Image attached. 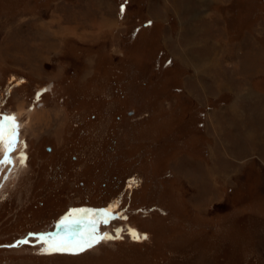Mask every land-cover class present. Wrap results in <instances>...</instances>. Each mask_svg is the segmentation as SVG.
<instances>
[{
    "label": "rangeland",
    "instance_id": "374dc122",
    "mask_svg": "<svg viewBox=\"0 0 264 264\" xmlns=\"http://www.w3.org/2000/svg\"><path fill=\"white\" fill-rule=\"evenodd\" d=\"M10 116L0 264H264V0H0Z\"/></svg>",
    "mask_w": 264,
    "mask_h": 264
},
{
    "label": "bare ground",
    "instance_id": "6f19581e",
    "mask_svg": "<svg viewBox=\"0 0 264 264\" xmlns=\"http://www.w3.org/2000/svg\"><path fill=\"white\" fill-rule=\"evenodd\" d=\"M19 111H22V109H19ZM17 121L18 120L15 117L10 116L8 120L6 119L5 124L0 126V135H2V139H0V156L2 159L0 162V168L3 170L7 169L9 164L7 165L5 163L8 160V154L12 151V149H15L16 141H18V133L16 131L17 129L13 128V125H15ZM88 230L89 231H86L84 238H87V234L90 233V229Z\"/></svg>",
    "mask_w": 264,
    "mask_h": 264
},
{
    "label": "snow or ice",
    "instance_id": "6c2138e0",
    "mask_svg": "<svg viewBox=\"0 0 264 264\" xmlns=\"http://www.w3.org/2000/svg\"><path fill=\"white\" fill-rule=\"evenodd\" d=\"M0 139H2V135H0ZM74 222L78 223L79 221ZM94 224L95 222H93V225ZM103 238L107 237H98L95 235V226H93V230L91 233L87 234V238L81 237L80 240L74 242H69L66 240H61L58 242L54 241L49 244V250L54 252H72L73 254H75L76 252L84 251L86 247H91L94 241H98L99 239Z\"/></svg>",
    "mask_w": 264,
    "mask_h": 264
}]
</instances>
